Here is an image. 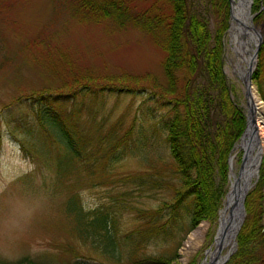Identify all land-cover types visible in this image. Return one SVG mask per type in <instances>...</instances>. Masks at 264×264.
Instances as JSON below:
<instances>
[{
  "label": "trees",
  "instance_id": "1",
  "mask_svg": "<svg viewBox=\"0 0 264 264\" xmlns=\"http://www.w3.org/2000/svg\"><path fill=\"white\" fill-rule=\"evenodd\" d=\"M142 1L150 5L138 8L137 2ZM53 2L70 10L80 23L110 21L119 30L131 28L147 34L164 54L161 66L165 81L162 83L150 72L140 75L93 70L77 73L69 70L74 66L67 62L62 66L65 78H61L58 63L42 60L39 65L53 76H59L61 87L21 96L15 102L21 106L16 109L17 113L6 117L0 113V142L4 126L10 133L33 126L40 130L32 133L33 139L30 140L35 141V154L26 148L24 142H20V148L35 163V172H52L55 175L52 187L57 184V190L68 191L64 204L65 221L72 224L68 226V233L73 238L90 243L102 262L171 264L177 259L176 250L170 256H142L137 252L139 243L161 229L157 223L162 218L166 221L161 227L167 229L170 238L173 233L169 228L175 227L185 216L189 217L191 229L201 221L210 222L214 228L217 226L218 211L228 191V158L245 129V115L230 97L233 88L224 72L225 36L230 22L229 0ZM259 7L260 0H253L251 12L256 14L254 21L262 19ZM211 15L215 17L213 30L209 23ZM252 82L264 102V40L258 50ZM104 94L139 96L144 104L151 102V106H145L146 114L152 116L149 121L157 118L156 112H164L158 119L165 134V149L157 155L159 162L166 156L170 158L179 180L175 188L169 181L173 195L169 202H163L157 209L135 210L138 228L133 235L121 239H118V213L106 206L86 210L76 191L77 182L88 179L93 181L92 186L99 185V182L104 184L106 173H110L114 164L127 156L142 155L144 160H148L151 155L146 151L154 149L148 147L149 138L141 125L139 130L130 127L121 136L114 129H109L101 140L89 135L91 128L80 130L82 111L85 110L87 115L89 113L88 99L93 103ZM263 166L264 160L255 190L245 200L250 223L240 229L236 237L237 251L226 264H264L263 242L259 243V250L258 246L255 247L262 235L257 223L263 212ZM156 171L151 168L150 172ZM101 173H104L103 180H100ZM128 176L126 179L139 189L144 185L157 184L152 178L155 174ZM127 245H131L133 251L124 260L121 254ZM75 256L78 255L75 253ZM0 264L39 263L24 259L17 263L0 261Z\"/></svg>",
  "mask_w": 264,
  "mask_h": 264
},
{
  "label": "rangeland",
  "instance_id": "2",
  "mask_svg": "<svg viewBox=\"0 0 264 264\" xmlns=\"http://www.w3.org/2000/svg\"><path fill=\"white\" fill-rule=\"evenodd\" d=\"M251 1L253 4V0ZM2 5L4 6L0 8V113L4 117L18 112L21 106H17L15 102L19 97L43 89H59L62 85L60 79L65 78L62 66L67 63L74 66V69L69 70L80 73L93 70L140 75L150 72L162 83L165 81L161 66L164 54L147 34L139 30L131 28L119 30L110 21L80 23L72 12H69L70 10L62 5H55L53 0H0V7ZM149 5L150 3L146 1L137 2L138 8H146ZM231 8L229 0V13ZM259 8L262 19L254 21L256 14L251 12L252 5H249L251 25L264 40V0H260ZM212 17L209 19L211 30L215 28V17ZM229 21V29L225 36L224 72L233 88L230 97L234 98L246 116L245 89L234 74V67L242 58L233 50L231 17ZM28 44L31 46L27 47ZM42 60L58 63L61 78L53 76L40 66ZM68 74H71L70 71ZM253 86L264 106L255 85ZM146 104L152 105L151 102ZM146 104L139 96L100 95L93 103L88 99L89 113L87 115L83 110L79 123L80 130L91 128L89 135L100 140L109 129H114L115 133L121 136L130 127L139 130L141 125L149 138L148 147L154 149L146 151L151 155L150 160H144L142 155L127 156L123 161L113 165L110 173H106L105 179L104 173H101L100 180L104 179V184L99 182V185L92 186L93 181L88 179L77 182L76 191L86 210L106 206L118 213L120 219L118 239L131 236L137 230L136 209H157L163 202H169L173 197L169 181L174 188L179 183L170 158L166 156L159 162L157 155V152L161 153L165 149V134L158 119L164 112H156L157 118L149 121L152 116L146 114ZM8 105L12 106L6 109ZM11 127L13 128L12 125ZM3 130L0 142V261L17 263L28 259L39 264H109L101 261L90 243L73 238L68 233V226L72 225L65 221L64 215L68 191L57 190V184L52 187V182L55 184V175L52 172L44 170L35 172V163L27 158L20 148V142H24L31 153L36 151L35 141L30 140L33 139L32 133L39 129L34 126L23 131L17 129L12 132L13 134L5 126ZM243 134L244 132L234 147L241 142ZM241 158L242 154H238L233 167L235 175L239 171ZM261 158L264 160V151ZM151 168L157 171L150 172ZM261 169L260 165L258 176ZM139 173L155 174L152 178L157 184L144 185L139 189L132 181L126 179L130 177L128 175ZM230 173L231 171L228 175V190L233 180V177L230 180ZM256 183L247 195L255 190ZM261 197L263 212L259 215L257 225L262 235L255 243V247L260 242L264 244V185ZM248 219L245 208V217L240 229L246 223H250ZM165 221V218L160 219L157 224L161 229L145 238L143 243H139L138 254L150 257L170 256L176 250L177 259L171 264H203L206 260L209 261V253L215 248L218 221L215 228L210 222L201 221L191 229L189 217L185 216L175 227L169 228L173 233L172 238L168 236L167 229L161 227ZM192 232L197 236L192 240L190 248L185 250V242ZM137 236L139 237L138 234ZM237 248V240L233 239L232 246L222 250L220 256L223 258L230 255L229 261ZM230 249L231 252L228 253ZM122 251L121 255L125 260L133 251L132 246L127 245ZM75 253L78 256H75Z\"/></svg>",
  "mask_w": 264,
  "mask_h": 264
},
{
  "label": "bare ground",
  "instance_id": "3",
  "mask_svg": "<svg viewBox=\"0 0 264 264\" xmlns=\"http://www.w3.org/2000/svg\"><path fill=\"white\" fill-rule=\"evenodd\" d=\"M249 5V0L231 1L232 27L230 32L234 43L233 50L242 58V61L237 63V66L234 67V74L238 77L245 89V111L248 119L247 130L243 135L241 142L234 147L230 157L231 174L233 177V180L231 181V189H234L235 184H238L234 183V179H237V176L233 172V167L238 154H244V159L251 160L257 155L262 154L264 151V106L261 103L254 86L252 83H249L248 80L249 71L254 65V62L252 61L254 46L252 44L256 42L252 31L254 29L251 25ZM242 63H245V65L243 66ZM254 128H256L257 133L254 132ZM254 178L255 175L250 176V184L254 183ZM222 217H225V214L222 213ZM196 236L197 234L195 232L190 233L184 245L185 250L190 248L192 240H194ZM231 246V240L227 242L225 241L223 246H221L219 242H215L214 250H211L209 253V261L206 260L203 264H213L218 253L217 251L219 250L221 253L222 250L227 247L230 248ZM230 251L228 253H230ZM222 259V256H219L218 260L222 261Z\"/></svg>",
  "mask_w": 264,
  "mask_h": 264
},
{
  "label": "water",
  "instance_id": "4",
  "mask_svg": "<svg viewBox=\"0 0 264 264\" xmlns=\"http://www.w3.org/2000/svg\"><path fill=\"white\" fill-rule=\"evenodd\" d=\"M231 2V0H230ZM249 3H251V0H249ZM230 17L232 18V10L230 11ZM255 37V48L253 50L252 55V61L254 62L253 67L250 69L248 77H249V83H252L251 76L252 73L256 67V61H257V53L260 44L262 43V35L255 30H252ZM248 127V119H246V128L244 130V134ZM254 132L257 133L256 128H254ZM243 134V135H244ZM245 156L243 154L241 158V164L238 171L237 179H234L235 188L231 189L232 185L230 186V189L228 190L225 201H224V207L220 211V216L218 219V230L215 236L214 242H219L221 246L225 243V241H230L233 239L235 240L236 235L238 234L240 227L244 221L245 217V208H244V201L245 197L251 188L252 184H250V176L255 175L257 176L260 164H261V154L257 155L255 158L251 160L244 159ZM230 163V160H229ZM250 175V176H248ZM249 181V183H248ZM222 213L227 215L225 217H222ZM225 218V219H224ZM215 244V243H214ZM235 242H233V245ZM233 248V247H232ZM234 249L232 250V252ZM216 259L213 264H224L228 260V255L223 258V260H218L220 256V251H217Z\"/></svg>",
  "mask_w": 264,
  "mask_h": 264
}]
</instances>
